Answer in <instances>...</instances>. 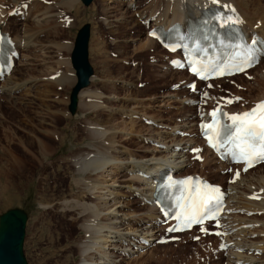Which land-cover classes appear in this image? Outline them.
I'll use <instances>...</instances> for the list:
<instances>
[{"label":"rangeland","instance_id":"rangeland-1","mask_svg":"<svg viewBox=\"0 0 264 264\" xmlns=\"http://www.w3.org/2000/svg\"><path fill=\"white\" fill-rule=\"evenodd\" d=\"M26 1L21 0L24 4ZM65 1L29 0L34 4V11H31L29 5L26 4L31 16L26 21L10 18L3 27L8 35L16 37L17 43L24 29H30L29 31L32 32L37 30L36 21L40 20L38 17L46 7L51 9L50 20L53 21L55 18L53 24L49 22L45 28H38L37 31L40 32H37L32 46L28 49L22 46L23 55L11 72V78L10 76L7 78L9 83L16 84V87L12 90L11 97L0 98V215L12 209H19L26 213L23 254L27 264H76L80 260L75 244L84 235L80 228L81 217L78 210H69L64 207L71 203V196L78 190L71 183L74 169L65 156H74L79 152L94 150L91 147V141L86 138L88 123L98 124L104 128L106 118H110L108 113L111 112L113 114L111 119L114 123L129 126L130 121L125 116L126 114H123L129 111L134 113L133 116L142 113L146 117L161 118L162 121L159 123L173 127V125L181 124L178 122L179 118L191 112L189 109L181 108L178 104L168 105L172 98L169 97L172 96L170 93L181 95L186 92L185 90L170 91V85L180 82L185 75L183 77V75L175 76L164 73L161 68V65L165 64V59L162 58L164 51L155 43L145 51H138V46L145 42L146 30L136 22L134 11L126 8L129 0L127 2L121 0L125 5L120 8H116V4H107V1H103L106 8H113L107 10L106 13L103 11L100 0H92L89 4H85L83 0L77 2L70 0L73 4ZM132 2H137L135 4L138 7L137 12L142 10L148 12L149 10V12L156 13L158 10L161 13L163 7L162 5L158 9L159 0H130V3ZM0 3L7 7V11L13 5L9 0H0ZM163 4L165 5V1ZM66 5H68V10L65 9ZM150 5H153V8ZM248 18L247 20H252L251 23L258 20L257 17ZM83 25L90 27L88 63L93 72L85 90L89 89L91 92L94 91L107 97L106 100H102V113L82 114L77 111L78 97L76 110L71 114L69 99L74 85L68 89H62L63 91L55 86H45L55 74L66 70L64 65L60 66V62L64 59L69 61L68 70L74 71L70 63L71 52L77 33ZM135 39L136 42L132 41ZM62 46H68L70 49L60 48ZM259 76L264 77V60L250 75L232 78L217 84L211 94L215 95L219 92L222 93L217 96L236 94L253 102L251 100L262 90L260 85L254 81ZM218 86H220L219 89H217ZM163 103L165 107L160 106ZM131 119L136 121L137 125L133 128L140 132L137 133L139 137L131 138L129 134L122 135L123 138H129L123 145L132 151L146 150L150 145H147L144 139L151 135L146 128L151 127H146L139 118L134 119L131 116ZM153 129L161 131L157 128ZM53 134L57 138L58 136L67 138L61 148L57 141L52 139ZM72 136L76 138V142ZM167 138L168 136L164 140H170V137ZM38 141L46 143L50 151V154L43 160L36 159ZM208 160L209 166L207 164L203 167L204 169L201 165L202 169L199 165L193 164L184 167L180 175L200 173L211 182L225 186L227 176L218 172L221 168L213 165L211 158ZM18 163L23 167L28 166V170L24 167L25 175L17 174ZM38 164L39 166L43 164L44 169H39ZM120 173L123 175H120L118 179L126 180L128 175L125 171ZM246 179H248L246 181L253 180L252 183L258 186L259 182L264 185V168L258 167L253 170ZM121 185H123L121 181L115 183V190L110 196L106 193L104 197L98 199L100 193L93 194L92 203L105 201L109 206L115 201H120L118 206L133 203L129 211L144 213L145 208L137 203L138 200L131 195L133 193ZM232 204L236 203L232 202ZM259 215L257 214V217L261 218ZM145 224H147L146 221L142 222V226ZM195 235L183 236L180 241L165 246L153 244L144 249L142 256L139 255L140 259L137 258V262L136 257L125 256L117 258L115 264H226L227 252L218 253L225 254V257H222L217 255L215 248L219 243V236H207L205 239L198 240ZM250 238L251 240L257 239L255 234ZM260 239L263 240L264 237ZM245 251L244 249L243 252ZM261 257H264V254Z\"/></svg>","mask_w":264,"mask_h":264},{"label":"bare ground","instance_id":"bare-ground-1","mask_svg":"<svg viewBox=\"0 0 264 264\" xmlns=\"http://www.w3.org/2000/svg\"><path fill=\"white\" fill-rule=\"evenodd\" d=\"M9 1L13 4L12 9L14 8L20 9L22 5L27 4L29 5L31 11L33 10L34 4L30 3L29 0H27L25 4L24 2H21V0H9ZM69 1L68 2L65 1V2L69 4ZM77 1L79 0H72V2H77ZM103 1H107V4H112V5L116 4L117 5L116 8H120V6L125 5L124 2L121 0H100V2H102L101 5H103ZM131 1H135V0H131ZM164 1H165V5L163 4ZM72 2L70 1V3ZM186 2L191 4L190 5L191 7L188 6ZM135 3L136 2H133L134 6ZM3 5H4L3 3H0L1 32H4L3 31L4 24L10 19L9 13L11 10L10 9L7 12L4 11L1 8ZM131 5L132 3H128V7L126 8L130 10L129 7ZM162 5L163 7L162 10L160 11L161 13H159L158 10L157 11L155 10L156 13L149 12L148 10L146 17H149V15L157 14L158 15L157 21L162 20L163 22H167L168 24H170L171 22H181L183 20L184 14L196 15L198 11L201 12L203 8L212 6L214 4L211 2V0H163V1L159 0L157 4L159 8L158 7L157 8L160 9ZM218 5L223 7L224 6L229 7L230 5L234 6L236 11L242 18V24L244 25L247 24L252 28L254 23L257 24V22L260 21L259 27H261V30L264 31V3L261 0H218ZM67 6L68 5H66L65 8L66 10H68ZM150 6L152 7L153 5ZM102 8L103 11H105V13L107 12V10L113 9L108 7L106 8L104 5L102 6ZM183 9L184 12H182ZM21 10L23 11V15L26 14V16L28 15L29 17L31 16L28 7L27 9L22 8ZM50 10L51 9L49 7H46L42 12V14L38 17V19L40 20L38 22L36 21L35 24L37 30L38 28L40 29L43 27L45 28L49 24V22L53 24L52 22H54L55 18L53 21L50 20V18L52 17V15H50L51 14ZM47 15L49 16L45 17ZM248 17H255V18L257 17L258 20L257 22L254 21L251 23L252 20L251 21L247 20L249 19ZM157 21L155 23H157ZM29 30L24 29L22 32V37H19V43L21 42L23 47H25L26 49H28L30 46L34 44V38L36 37V34L38 32L37 30L34 32ZM262 33L263 32H261V34ZM136 39L132 41L136 42ZM144 41H145L144 43L138 46L137 48L138 51H145L146 49H149V47H152L153 43H155L153 40L147 38V36L145 37ZM60 48L65 50L70 49L68 46H62ZM165 53L166 52L164 51V54ZM60 63H59L60 66L64 65L63 67L66 70L64 69L65 70L64 72H59V74L57 73L59 76L55 74L54 77L52 78L50 77L51 79L49 78L50 79L48 80L49 82L45 84L46 87L55 86V88H58L60 90L62 89L65 90L66 88L68 89L69 87L75 85L74 84L76 83L75 82L76 78L74 75L75 72L72 71V69L68 70L69 61L67 62L64 59V61H61ZM166 70L168 71V68ZM170 74H174L175 76L183 75V77L185 75L182 72H174ZM9 76L11 78L12 76L11 73ZM238 77L240 76H235L232 78H238ZM229 79H223L221 81H217L215 85ZM254 81L257 83V85H260L262 90H260L259 94H257V96L251 100L253 102H250L247 98L242 97L240 95H235V96H240L242 98V101L239 103L240 104L239 107H241V105H243L246 102L254 105L256 102L264 98V77L259 76ZM15 87L16 84L9 83L8 79H5V81L2 83L1 86L2 93L0 98L5 97L7 99L8 97H11L12 90ZM101 95L102 94L96 93L94 91L91 92V90L89 89L86 90L85 88L82 89L78 93L79 102H78L77 111H80L82 114H92V113L101 112L102 103L107 98L106 96L104 97ZM169 97L170 98L173 97L174 101H169L168 105L175 102L181 103L180 100L177 98L178 97L177 95H172ZM164 103L163 105L160 106L165 107ZM108 114L110 115V118L109 117L106 118V121L104 123L105 124L104 128L102 126L100 127L98 124L88 123V128L86 131L88 136L86 135V138H88V140L91 141L90 144L91 147L94 148V150L79 152L74 156H65V158L72 163V165L70 166H73L74 174L71 175L72 176L71 183L74 187H77L78 190L76 194L71 196L72 198L70 199L71 203L69 205L67 204L68 206H64V207L68 208L69 210L72 209L78 210V213L81 217L80 228L84 233L83 237L80 238L78 241H76L75 244L77 253L80 257L79 262L76 264H115V260L117 258L124 256H127L128 258L136 257V262H137V258L139 257L140 259V257L142 256L141 254H143V252L139 253V251L143 249V246H141L140 241L138 240L147 239L146 241H150V239L154 238V236H156L159 231L156 230V228L154 227V225L157 222L156 219L157 216L153 217L154 214H157L156 209L153 207V205H149L147 203V201L151 199V195L155 187L154 183L152 182V177L155 176L159 170L165 169L166 167L180 168L183 166V164L185 165V167L193 164H197L199 165V167L201 165L202 168L205 167L207 164H208L207 166H209V160L207 158L209 156L206 157V153L205 156L201 158L202 160H200V162L191 164L190 162H188V160L184 159L183 156L184 154L182 153L184 148H180L178 149V151L174 149L175 146L173 144L176 145L181 142L184 143L186 142L183 139H178L175 136V134L177 130L187 131L192 127L191 124L193 120L191 118L193 116V113L183 115L181 118L183 120L181 124L173 125V127H169L170 125L168 124L159 123L162 121L160 120L161 118L158 119L157 117V119H155V117L153 118L149 116L151 119L156 121L158 125L162 126L163 128H169L170 131L169 130L155 131L152 128H146V130L150 132L149 134H151L149 135L150 137L147 138L146 140H149L151 143L156 142L161 144L162 145L161 148L163 149H157L155 147L150 146L147 147L146 150H142V151H132L123 145L124 142L129 140V138L127 137L123 138L122 135L129 134L131 138L139 137L137 135L139 131L135 130L136 128L135 129L133 128L134 125H137L136 121L131 119V116H133L134 113H130L129 111L123 112V114H126L125 116L128 117L130 121V122L128 121L129 126H124V125L122 126V124L114 123V121L111 119V116L113 114L111 112ZM166 136H168V138L170 137L171 141L170 140L165 141L164 139ZM72 137H73L72 139L76 142L77 141L76 138L74 136ZM119 138L120 139L122 138V140H119ZM52 139L57 141L59 148H61L67 138L66 137L59 138V136L57 138L53 134ZM170 143L172 144L170 145ZM36 147L38 152L36 159L40 158V160H43L48 156V154H50V151L48 150V146L46 145V143L42 141H38ZM210 161H212V159ZM217 166L220 167L221 170L228 169V167L226 165H225L226 167H224V164L222 163H219ZM24 167L28 170V166L24 165ZM24 167L20 163H18L17 174H19L20 176L21 174H24L25 173ZM260 167L264 168V165H261ZM39 169L41 170L44 169L43 164L39 166ZM123 171L127 172L128 177L130 178L127 177L126 180L122 181L118 178L120 177V175H123L120 173ZM140 171L143 173V175L149 176V178L146 179V177H143V175L142 176L138 175ZM251 172H253V170H250L247 174L242 175L239 180L233 183L232 182L229 183V186L226 188V190L229 192L228 200L230 207L232 209L243 211L245 213V215L242 216L240 215L228 216L224 221L225 227L221 229V231H226V232H230L233 230H236L237 232L233 237L230 236L223 238L219 236L218 239L219 243L217 244L218 248L227 243H231L226 251L227 252L226 264H232V263L234 264L237 263L239 260H241L243 264H264V257L255 258V256L253 255L254 251H260V250L264 251V239L263 240L260 239V237H264L263 236L264 218H262V216L264 215V185H262V183L259 182L260 184L259 187L255 183H252L253 180L246 181L248 180L246 178H248L251 175ZM188 174L189 173L185 175ZM176 176L181 177L184 175H179L178 173L176 174ZM120 181L123 184L121 185V187L127 188L129 192L133 194L140 193V195L142 196V200L144 201L143 203L145 205L144 213L139 214L135 211L134 212L129 211L131 210L133 203H131L130 205L126 204V206H123V204L121 203L122 205L118 206L120 204V201L116 202L115 201L116 199H114L115 203L112 204L111 206H109L108 202L105 201H101L100 203L99 202L96 203L94 201V203H92L93 194L100 193L98 195V199L104 197L106 193H109L108 196H110L113 194L114 192L113 190H115L114 189V187H116L115 183H118ZM256 183H258V181ZM254 186L256 188L252 189V187ZM3 191H5L4 188ZM254 195L259 196L260 199L258 201L253 200L251 197H253ZM140 201H138L137 203L140 204ZM232 202H235L236 204H232ZM88 203H90V205ZM247 212H253L255 214L259 213L260 214L259 216H261V218H258L257 215L255 216V214L251 217H247L246 216ZM144 221H146L147 223L145 224V227L144 225L142 226V222ZM152 221L154 222L152 223ZM254 234H257L256 237L257 239L251 240L250 237L251 235ZM247 236H249V238ZM258 239L260 240L259 242ZM134 248H136V250ZM244 249L246 250L245 252H243ZM238 250L239 251L241 250L242 252H239ZM249 251L252 253L248 256Z\"/></svg>","mask_w":264,"mask_h":264},{"label":"snow or ice","instance_id":"snow-or-ice-1","mask_svg":"<svg viewBox=\"0 0 264 264\" xmlns=\"http://www.w3.org/2000/svg\"><path fill=\"white\" fill-rule=\"evenodd\" d=\"M211 2L218 4V0H211ZM224 8L226 14L214 16L213 20L220 28H235L241 21L236 16L234 9L227 6H224ZM229 12L231 14H227ZM205 23H208V21H205ZM204 38L207 39L208 37L205 36ZM257 44L258 41L253 39L251 46L243 42L229 45L232 52L227 60L218 63L200 61L201 67L199 69L193 67V71L197 74L200 71L205 73L214 72L217 75L245 71L248 67L253 66L258 59ZM192 47L194 51L202 50L207 53L206 48L200 49L199 41H194ZM211 115L213 123L201 125L202 129H211L213 132V136L209 137L210 146L217 150L220 147L227 146L226 154L231 153L237 158L236 162L243 163L245 172L257 162H264V102L258 103L250 111L242 114H224V118L231 121V123H221L218 127L216 121L217 111H213ZM213 138L216 143H213ZM239 176L240 173L237 172L235 178H239ZM198 184L199 182L192 184L191 179L169 180V186L180 185L182 188L181 195L177 199L187 201V203L180 204L182 212L178 217V219H182L185 227L194 223H202L204 219H216L221 211L219 189L209 187L206 184L198 186ZM188 185H191V190L186 196L184 192L188 189L184 186ZM175 230L177 229H169V231Z\"/></svg>","mask_w":264,"mask_h":264},{"label":"water","instance_id":"water-1","mask_svg":"<svg viewBox=\"0 0 264 264\" xmlns=\"http://www.w3.org/2000/svg\"><path fill=\"white\" fill-rule=\"evenodd\" d=\"M92 0H84L85 4ZM89 25L78 31L71 52V64L75 70L76 83L69 99V111L76 110L78 93L89 85L93 74L88 63ZM27 215L19 209L8 210L0 215V264H27L23 254V242Z\"/></svg>","mask_w":264,"mask_h":264}]
</instances>
